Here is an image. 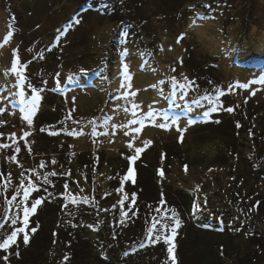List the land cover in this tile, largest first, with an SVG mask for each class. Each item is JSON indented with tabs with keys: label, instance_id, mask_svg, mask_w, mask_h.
<instances>
[{
	"label": "rangeland",
	"instance_id": "1",
	"mask_svg": "<svg viewBox=\"0 0 264 264\" xmlns=\"http://www.w3.org/2000/svg\"><path fill=\"white\" fill-rule=\"evenodd\" d=\"M88 3L92 4L86 0H0V108L4 109L0 112V144L9 145L8 148H0V177L3 175L5 181L3 188L7 182L6 188H10L8 180H17L21 186L23 179L24 187L31 180L37 185V190L32 191L29 200L24 202V206L30 207L35 198L44 197L47 201L49 193L53 195L55 191L53 186H57V180L62 176L69 179L72 188L64 193L62 201L65 208H80L79 203H84L82 197H87L90 202L98 193L100 203L97 201L94 207L101 213L104 210L107 213L110 206L118 203L125 194L130 199L132 193L127 190L132 187L133 192L139 191H136L139 195L150 193L149 188L163 193L161 197L167 201L168 210L172 211L182 206L175 191L183 189L194 195L192 189L199 184L201 190L195 196L201 194V201L206 195L210 199L204 205L208 208L198 213L201 220L209 222L212 228V215H222L223 221L237 218L231 213L232 209L230 211L226 207L222 199L223 188L220 187L226 186L228 181L233 184L231 187L246 193L260 187L258 189L264 196V181L254 179L256 167L251 162L256 155L264 159V113L258 115L255 112L257 109L264 111V84L258 82L264 79V0H100L97 6L107 9V17H97L98 13L83 6ZM250 3L252 6H248ZM196 7L200 9L194 10ZM124 10L129 12L128 15ZM136 10L142 14L143 20L133 14ZM189 11L192 12L185 16ZM76 19L81 23L76 24ZM194 19L197 26L192 25ZM121 28L126 34L121 35ZM181 33L186 35L177 43ZM114 35L124 44L115 55L109 46ZM23 56L27 66L21 63ZM13 60L17 61L16 71H11ZM81 68L86 70V74L80 73ZM171 68L176 71L172 72ZM56 72L61 73L58 78L55 77ZM70 73L79 75L75 80H69ZM24 74L27 76L25 81L17 84ZM182 74L195 81L196 85L194 90L184 94L183 100L169 83L173 75L183 82ZM128 75L132 77L131 88H122V83H128L125 80ZM249 80L257 82L249 84L248 89L237 87L230 91L228 88L230 83H247ZM26 83H31L41 96L32 125L23 120L24 113L18 103L21 89L25 97L32 93ZM216 88L226 94L218 98ZM254 90L255 95H252ZM124 92H137V95L125 96ZM202 92L206 94L200 97ZM73 97H76L77 110L71 119H67ZM173 101L178 107L172 106ZM193 101L197 103L193 104ZM213 103L224 108L234 107L235 110L232 113L223 110L210 113V120H220L219 125L212 124L210 120L202 121L203 112ZM133 104L141 105L135 116ZM150 106L161 114L176 113L178 124L165 130L146 122L139 133L132 132L131 129L139 127V124L133 125L129 121L148 112ZM94 117H110L108 128L98 120L95 136L91 134L93 126L88 123ZM189 119H195L196 124L188 127L186 138L181 142L177 127H183ZM160 122L162 120L158 117L156 123ZM237 122L244 125L242 130L247 131L246 135L236 127ZM112 125L118 126L115 134ZM233 128L238 140L228 138ZM73 129L77 132L82 129L84 134H72ZM23 131H29L30 135L21 139ZM53 132L57 134H51ZM105 132L108 134L104 135ZM132 137L136 139L133 148L129 149L127 143ZM223 138L230 140V148L226 151L222 148ZM146 140L153 143L132 166L135 177L146 174L145 178L151 182L141 180L131 184L129 180L121 185L127 173L123 167L124 158L133 155L134 148L142 147ZM17 147L19 152L15 151ZM121 153L124 157L119 158ZM161 153L164 154L163 160ZM225 156L227 162L220 164ZM106 160L114 165L120 160L121 166L109 168ZM41 164L44 167H40ZM185 164L188 165L187 172ZM226 165H230L229 171H226ZM157 169L164 170L163 178L158 176ZM50 172L56 175L48 176L50 183L45 184L44 178ZM121 187L123 191L118 192ZM7 191L9 193L10 190ZM19 192L23 196L22 189ZM76 195L79 198L73 204L71 201ZM15 199L12 197L11 200ZM228 200L231 203L234 198ZM12 204L5 208H11L16 214ZM42 205L29 217L30 227L38 225L37 231L31 234L30 243L25 246L23 234H18L15 245L10 246L7 252L0 250V256H9L8 264H44L42 257L36 260L40 228L49 226L48 219L39 220L44 211ZM19 211L14 215L18 218L17 224L7 222L5 231L0 230V242L10 235L13 228L22 226L23 212L22 209ZM249 214L247 218L253 219L251 212ZM124 223L135 228L144 227L141 219L124 218ZM251 240H255L254 244ZM248 242L249 247L257 246L249 248L250 253L251 250L259 251V257L251 259L250 264H264V219L261 217L250 228ZM165 245L164 242L152 245L148 253L154 255L150 257L164 258L166 263L167 250L161 252ZM17 251L19 256L15 255ZM83 253L78 247L66 251L69 264H80ZM179 255L176 252L177 258ZM0 264L5 262L0 260Z\"/></svg>",
	"mask_w": 264,
	"mask_h": 264
},
{
	"label": "trees",
	"instance_id": "2",
	"mask_svg": "<svg viewBox=\"0 0 264 264\" xmlns=\"http://www.w3.org/2000/svg\"><path fill=\"white\" fill-rule=\"evenodd\" d=\"M86 1H89L92 4H83V6L90 7L94 13H98L97 17H107V9L97 6L100 4V0ZM111 4L115 6L114 2H111ZM250 5L252 6L251 3L248 4V6ZM116 6H118V4H116ZM196 9L198 10L200 7H196L194 10ZM108 12L110 13V10H108ZM191 12L192 11H189L185 16ZM128 13V11L124 10L125 15H128ZM133 14H137V17H139L140 20H143V17H140L142 14H140L138 10L133 11ZM106 20L113 22V20L109 18ZM119 21H121V19H119ZM10 24L13 26L11 21ZM13 34H16V31ZM123 45V42H120L115 35L109 42V46L112 47L111 51L114 55ZM82 47L83 46H81V48ZM32 59H35V57L33 56ZM21 60H23V62H21L23 64L24 56ZM26 62L27 60L24 63L25 65ZM42 65H44V63ZM71 70H74V68ZM24 76L27 77L26 74H24ZM40 80H42V78ZM27 84L28 83L25 84L26 87ZM217 89L219 88H216V90ZM205 94V92H202L199 95L200 97H203ZM255 112L258 115L262 112L264 113V111H260V109L255 110ZM239 128L241 130L242 128L245 129L243 124H240ZM220 132H222V130ZM246 132V130L243 131L244 135H246ZM228 138L237 139V136L235 137L234 128L229 131ZM228 138H223L224 143L222 144V148L224 151L230 148V140ZM118 157L121 158L124 156L121 153ZM225 159L226 156L222 161H219L220 164L227 162ZM127 160V157H125V164H123L124 169H128L129 167L127 166ZM74 161L77 163L75 158ZM106 161L109 168L116 167V165L121 166L119 164L120 160L116 165L109 160ZM251 162L252 165L256 167V171L254 170L253 174L254 179L259 178L264 181V176L262 175V173H264V159L261 160V156L256 155ZM225 168L226 171H229L230 165H226ZM90 170L92 169L90 168ZM17 177H19L18 174ZM145 177H147L146 174H138L135 177V183L137 184L141 180L151 182ZM59 178L60 180H57L56 183L57 186H53V190L55 189L53 195L49 196L47 201L44 199L42 205L44 211L41 213L39 220L42 218L45 220L48 219L49 226H43V228H40L41 230L39 231L40 234L38 236L40 242L39 248L37 247L36 250V260H39V257H42L44 264H69V261L63 259L66 251L70 252L73 251V248L78 247L84 252L83 258L79 262L80 264H166L163 260L164 258L157 260L155 257H150L153 256L154 253L151 255L148 253L149 250H152V245L154 244H151L148 241L147 230L151 228L153 224H156V229L154 231H162L167 235L169 234L168 229L172 226V221L169 219L172 211H169L170 209L168 210V206H166L167 203L163 205L159 203L162 199L161 194L155 192L152 188H149L150 193L145 192L144 194L140 193L139 195V191L136 189V203L134 205L132 202L129 203L131 200L130 197L129 200L127 199L124 201V205L116 203L115 207H113L114 205L110 206L111 208L107 213H105L106 210H104V213H101L99 209L94 207V205L97 206L98 202L100 203V194L98 193L92 201L86 204V208H83L85 203L81 202L79 203L80 208H76V206L65 208L62 201L65 199L64 193L67 189L72 190V188L69 186V179L62 176H59ZM8 181L11 183L10 188H6L8 184L7 182L4 189L5 181L3 175L0 177V225H3L0 230L4 231L7 222L11 225V220L13 218L18 219L17 217H14V215H18L20 212L19 210L21 208H18L16 205L22 199V193L19 192L21 187L17 180L14 182L12 180ZM66 183H68L67 189L65 188ZM131 184H133V182H131ZM228 184L229 186H227ZM228 184L220 187L223 188L222 191L224 193L222 199L225 201L226 207H229L230 211L232 209L231 213L237 218L230 217L228 220L224 219L225 221H223L222 215L221 217L219 215H212V228L209 222L201 220L199 214H192V201L195 194L190 195L189 192L183 189H177V191H175L176 198L182 203L181 208L178 206L175 209L181 220V226L176 230L177 235L175 237L176 252L180 253L177 258V263L250 264L251 259L259 257V251L251 250L250 253L249 248L254 249L257 246L249 247L248 241L250 228L253 227V223H256L257 219L260 217L264 219V196L258 189L260 187L246 193L240 188L238 190L237 188L231 187L233 184H231L230 181H228ZM149 185H151V183ZM7 189L10 190L9 193L8 191L6 192ZM133 190L132 187L127 191L131 194L133 193ZM58 194H61V196H58ZM38 196L39 194L37 193V197ZM78 196L79 195H76L75 199H78ZM201 196L202 195L199 194V197ZM12 197H15L16 199L11 200ZM228 198H234V200L230 203ZM207 200L210 199L207 197ZM9 201H11V203H9ZM257 201H260L259 205H257V207L251 212L254 217L253 219L252 217L248 219L247 216L250 215L248 209L256 204ZM13 202L15 204H12ZM165 202L167 201L165 200ZM200 203V212L208 208H204V199L201 201L200 198ZM11 204L14 206L13 208L16 209V214H14V211H12L11 208H5L6 205ZM129 205L132 206L129 207ZM157 209H159V211H157ZM121 210L127 211L130 216L131 212L135 211L136 215L131 216L129 220L135 221L136 219H141L144 222L143 229L126 226L125 223L121 224V219H117L116 217H121ZM206 219H209V217ZM73 225H75V227H73ZM89 225H92L93 227H89ZM215 228L218 230H215ZM53 233H55V235H53ZM114 233L115 239L113 238ZM46 237L47 239L49 238L48 241ZM53 241L56 242L53 243ZM161 242H163L162 238L157 244L160 245ZM251 242L254 244L255 240H251ZM141 243H144L145 247L141 248L139 246ZM165 246V249L163 247V250L161 249L162 253H165L167 250V245ZM125 252H130L127 257H124Z\"/></svg>",
	"mask_w": 264,
	"mask_h": 264
},
{
	"label": "snow or ice",
	"instance_id": "3",
	"mask_svg": "<svg viewBox=\"0 0 264 264\" xmlns=\"http://www.w3.org/2000/svg\"><path fill=\"white\" fill-rule=\"evenodd\" d=\"M74 22L76 24H79V23H81V20L76 19ZM192 25L197 26L195 19L192 21ZM37 27H39V25H37ZM120 33H121V35L126 34L124 32L123 28L120 29ZM9 35H11V33H9ZM185 35H186L185 33H181V35L177 38V43H179L184 38ZM161 50H163V49L161 48ZM180 62L183 63L182 60ZM16 66H17V61L13 60L12 66H11V71H16ZM170 70L172 72L176 71L175 68H171ZM21 71H23V69H21ZM79 71H80V73L86 74V70L83 68H81ZM60 75H61L60 72L55 73V77H57V78ZM78 75H79V73H70L68 76V79L69 80H75ZM25 79H26V77L21 75L16 83L21 84L25 81ZM131 79H132L131 75L126 76L125 80H127L128 83L127 84L122 83L121 87L122 88H131V83H130ZM182 81L183 82H181V80H178V78L175 75H173L169 78L170 87L173 90H175L176 93H180L179 99H181V100L184 99V94H187L190 90H194L196 88L195 81L189 80L186 75L182 74ZM163 82L164 81H160V83H163ZM256 82H257L256 80H249L247 83H239V82H237L236 84L230 83L228 88L230 91H235V89L237 87L243 88V89H248L249 84H253ZM258 82L261 84H264V79H260ZM152 87H155V85H153ZM27 88L32 89V93H31L30 97H25L24 90L21 89L18 92V96H19L18 103L20 105V111H22L24 113L23 120L26 121L28 125H32L33 116L36 114L37 107H38L40 100H41V96H40V93L38 92V90L33 88L31 83L27 84ZM225 94L226 93L222 90H219V89L216 90V95L218 98L224 96ZM251 94L255 95V90ZM123 95L135 96V95H137V92H124ZM207 98L208 97H205V99H207ZM75 100H76V97H73L72 98V107L69 111L68 116L66 117L67 119H71L72 114L77 110L75 107ZM245 102H247V98H245ZM195 103H197V101H193V104H195ZM172 106L178 107V105H176L175 101H173ZM187 107L188 106L185 105V109H187ZM235 107H238V105ZM140 108H141V105H139V104H133L132 105L134 116L136 115V110H138ZM220 110L226 111L228 113H232L235 110V108L234 107L224 108L222 105H219L218 103H213V105L207 111L203 112V115L200 117V119L202 121H209L210 120V113H214V112H217ZM3 111H4V109L0 108V112H3ZM158 117H160L162 122L157 124L156 120ZM109 119H110V117H105L103 119L94 117L92 120H89L88 123L93 126V131L91 134L93 136H95L97 134L95 129L97 127L98 120H99V123L102 124L104 128H108L109 125H108L107 121ZM178 120H179V116L176 113H173L171 115H169L167 113L161 114L156 108L150 106V110L148 112L142 113L138 119L131 120V121H129V123L133 124V125L139 124V127H134L131 129L132 132L139 133L141 131V129L145 126L146 122L149 124H152L158 128L167 130L172 126L177 125ZM210 122L214 125H219L221 123V121L217 120V119H211ZM74 123L79 124L80 121H74ZM195 124H196L195 119H189L186 121V123L183 127H177L179 141H181V142L184 141V139L186 138V133L188 131V127L195 125ZM204 126H206V125H204ZM117 127H118L117 125H112L113 134H115V129ZM236 127L237 128L240 127L239 122L236 123ZM41 131H44V129L42 128ZM51 134L55 135L57 133L53 132ZM72 134L83 135L84 133H83L82 129L79 132H77L75 129H73ZM103 134L107 135L108 133L105 132ZM29 135H30L29 131H23L21 139H23L24 137H28ZM125 135H127V133H125ZM135 139H136V137H132V139L127 143V147L129 149L133 148V141ZM152 143L153 142L151 140H146L142 147H135L134 148V154L127 157L128 161H129V167L127 169V173L123 176V178L121 180V185H123L124 181H129V180L132 181L133 183H135V169L132 165L134 164V162L136 160H138L140 158L141 153H143ZM8 147H9L8 144H0V148H8ZM15 151L19 152L20 148L17 147L15 149ZM12 159L14 160L15 156H13ZM161 159L162 160L164 159L163 153H161ZM55 162L56 161H53V163H55ZM40 167H44V165L41 164ZM184 170H185V172H187V170H188L187 164L184 165ZM209 171L211 172V171H213V169H209ZM157 174L159 177L163 178L165 175V172L163 169H157ZM55 175H56L55 172L48 173L47 176H45V178H44V183L45 184L50 183V181L48 180L47 177L48 176H55ZM69 175H70V172H69ZM22 176H23V173H22ZM20 187L23 191V196H22V199L17 203L16 206L18 208H21L22 212H23L22 226H18V227L13 228L10 232V235H8L7 238H4L2 240V242H0V250H4L5 252H7L9 250L10 246L15 245L17 243L18 234H23L22 239H23V244L25 246H27L30 243L31 234H34L37 231L38 225L36 227H30L29 226V217L34 215L37 212L38 206L42 205V203L44 202V197H40V198H35L34 200H32L30 203V207L24 206V202L29 200V196H30L31 192L34 190H37V185L35 183H33L31 180H29L27 183V187H24V181L22 179ZM67 187H68V185L66 183L65 188L67 189ZM200 190H201V185H199V184L195 185L194 189H192L194 194L199 193ZM44 191L47 192V188H45ZM117 191L122 192L123 188L121 187V188L117 189ZM49 195L51 196V193H49ZM105 195H108V193H105ZM161 196L163 197V193H161ZM13 199H15V197H13ZM82 199H83V202L85 204L89 203V200L87 197H82ZM127 199H128V195L125 194L118 201V203L120 205H124V201ZM131 200H132V204L134 205L136 203V193L135 192L132 193ZM71 202L73 204L77 203V200L75 199V197L72 198ZM9 203H11V201H9ZM159 203L161 205H163V204H165V200L162 198L159 201ZM207 203H208L207 197L205 196L204 197V205L206 206ZM259 203H260V201H257L256 204L252 205V207H250L248 209V212L249 213L252 212L253 209L256 208L257 205H259ZM131 206L132 205H129V207H131ZM113 207H115V205ZM200 210H201L200 197L194 196V199L192 201V214L196 215L199 213ZM157 211H159V209H157ZM135 215H136V212L132 211L131 216H135ZM120 216L122 217V219L120 221L121 224L124 223V218H127V219L131 218L129 213L127 211H124V210H121ZM169 219L172 221V226L168 229L169 234L165 235L162 231L161 232L154 231L156 229V224H153L152 227L147 230V239L151 244H156L162 238L163 242L167 245V262H166V264H177L175 237L177 235L176 230L178 228H180V226H181V220H180V217H179V215L175 209L172 210V213H171V216ZM11 223L13 225H16L17 219L13 218L11 220ZM2 227H3V225H0V228H2ZM73 227H75V225H73ZM89 227H93V226L89 225ZM26 229H29V231H26ZM53 235H55V233H53ZM113 238L115 239V233L113 234ZM55 242L56 241H53V243H55ZM139 246L141 248H143V247H145V244L141 243ZM15 255L19 256L20 255L19 251L15 252ZM124 255L127 256L128 252H125ZM63 259L65 261H68L69 256L67 254H65ZM0 260L4 261L5 264H8L9 256L8 255L0 256Z\"/></svg>",
	"mask_w": 264,
	"mask_h": 264
},
{
	"label": "clouds",
	"instance_id": "4",
	"mask_svg": "<svg viewBox=\"0 0 264 264\" xmlns=\"http://www.w3.org/2000/svg\"><path fill=\"white\" fill-rule=\"evenodd\" d=\"M205 147H207V146H205Z\"/></svg>",
	"mask_w": 264,
	"mask_h": 264
}]
</instances>
